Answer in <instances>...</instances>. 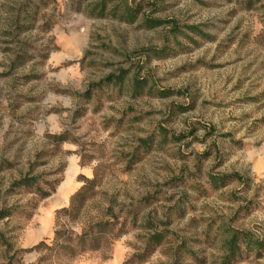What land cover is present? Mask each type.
<instances>
[{"label":"rangeland","instance_id":"rangeland-1","mask_svg":"<svg viewBox=\"0 0 264 264\" xmlns=\"http://www.w3.org/2000/svg\"><path fill=\"white\" fill-rule=\"evenodd\" d=\"M0 264H264V0H0Z\"/></svg>","mask_w":264,"mask_h":264},{"label":"trees","instance_id":"trees-1","mask_svg":"<svg viewBox=\"0 0 264 264\" xmlns=\"http://www.w3.org/2000/svg\"><path fill=\"white\" fill-rule=\"evenodd\" d=\"M239 179L238 176H217L216 178H211L210 182L214 187L224 185L226 179ZM85 186L82 191L78 192L72 197L71 206L72 211L79 213L83 208L85 203L90 198V191H92V182L89 180L85 181ZM66 213V211H63ZM126 222L118 224L117 219H108L107 221H101L95 224L87 226L81 234L76 235L73 233H65L63 231H56L54 239L50 246L40 243L33 248L34 251H41L42 249L53 252L54 254L61 256L66 259H74L82 256L86 253H95L103 249L109 248L113 242L122 237L129 228H126ZM165 239L160 233H155L149 238V242L153 243L154 246H159L161 241ZM230 254L234 255L235 250H237V236H233L232 241L228 243ZM230 256V257H233Z\"/></svg>","mask_w":264,"mask_h":264}]
</instances>
